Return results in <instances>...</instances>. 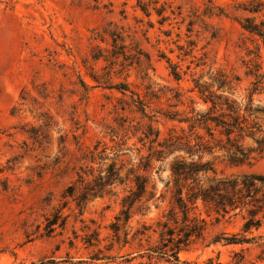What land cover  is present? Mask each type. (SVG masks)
Returning a JSON list of instances; mask_svg holds the SVG:
<instances>
[{"label": "rangeland", "instance_id": "rangeland-1", "mask_svg": "<svg viewBox=\"0 0 264 264\" xmlns=\"http://www.w3.org/2000/svg\"><path fill=\"white\" fill-rule=\"evenodd\" d=\"M239 2L243 1L0 0V264H124L121 258H93L98 250L106 254L109 226L128 188L117 187L115 196L93 199L82 210L63 198L83 164L78 147H92L97 141L110 145L111 131L123 134L119 118L145 129L148 120L129 111L131 98L136 99L133 94L147 104V115H155L152 126L164 136L181 125L156 112L185 110L188 97L198 102L189 92L194 80L205 81L208 73L220 69L242 75L246 48L252 50L254 44L233 19L244 16L234 10ZM109 32L124 38L128 54L141 50L148 59L141 56L136 62L128 56L115 66L94 60L98 49L107 55ZM167 61L180 73L179 81ZM119 84L129 91L122 95L115 89ZM179 98L184 105L178 104ZM45 114L51 121L45 122ZM130 130L128 145L140 147ZM60 136L65 137V148ZM124 164L122 174L133 165L126 158ZM217 168L226 176H264V156L252 167L220 163ZM162 169L152 170L144 197L155 185V199L163 194L162 202L152 200L143 215L134 213L128 224L132 232L142 224L154 226L169 206L167 161ZM55 212L62 214L64 228L46 232L45 219ZM206 220L203 239L181 252V261L264 264L257 261L253 245L214 243L217 237L240 233V216ZM94 233L99 242L93 240L95 245L89 246L85 240ZM116 252L117 246L113 255L124 254ZM136 252V246L125 251L133 256Z\"/></svg>", "mask_w": 264, "mask_h": 264}, {"label": "trees", "instance_id": "trees-1", "mask_svg": "<svg viewBox=\"0 0 264 264\" xmlns=\"http://www.w3.org/2000/svg\"><path fill=\"white\" fill-rule=\"evenodd\" d=\"M242 1L234 6V10L244 16L233 19L254 44L252 50L246 48L242 75L220 69L208 73L205 81L194 80L189 92L196 95L198 102L188 97L185 110L156 112L181 125L169 128L164 136L152 126L155 115H147V104L138 94H133L136 99L131 98L129 111L148 120L145 129L126 125V121L119 118L117 126L123 134L111 131L110 145L97 141L92 147H78L81 151L79 161L83 164L64 190L63 198H70L82 210L93 199L115 196L117 187L128 188L120 198V210L109 226L112 235L105 247L106 254L98 250L97 254L102 256L96 255L94 260L113 262L121 258L124 264H157L161 261L188 264L181 261L179 254L203 239L207 218L219 222L226 216H240V233L223 239L217 237L214 243L223 240L227 244L253 245L258 250L257 261L264 262V176H226L217 168L220 163L231 168L252 167L264 156V0ZM142 11L147 13L145 9ZM109 37L107 55L102 54L103 49H98L94 60L103 59L115 66L120 58L126 62L128 56L136 62L141 56L148 59L141 50L128 54L120 34L109 32ZM167 62L172 77L179 81L180 73ZM90 77L98 83L95 76ZM115 89L122 95L129 91L126 84H119ZM177 101L184 105L180 98ZM196 104L202 108H195ZM121 110L125 111V108ZM45 119V122L51 121L48 114ZM47 125L44 123L45 127ZM130 129H133L131 137H136L140 147L128 145ZM60 144L65 148L64 136H60ZM124 158L133 165L122 174ZM166 161L169 174L165 187L170 194L169 206L154 226L142 224L132 232L128 224L133 214L143 215L149 209L150 201L163 199V194L155 199V185L151 187L150 196L145 200L144 197L152 170L159 173ZM64 225L62 214L55 212L45 219L44 228L51 232ZM92 237L85 240L89 246L95 245L93 240L99 242L97 234ZM115 246L116 253L124 254L113 255ZM134 246L137 249L134 256L125 253L127 248Z\"/></svg>", "mask_w": 264, "mask_h": 264}]
</instances>
